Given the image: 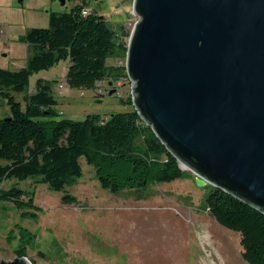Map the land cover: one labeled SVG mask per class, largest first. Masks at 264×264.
<instances>
[{
  "label": "rangeland",
  "instance_id": "rangeland-1",
  "mask_svg": "<svg viewBox=\"0 0 264 264\" xmlns=\"http://www.w3.org/2000/svg\"><path fill=\"white\" fill-rule=\"evenodd\" d=\"M132 3L92 0L89 9L105 17L114 29L123 25L130 33L138 20ZM72 5L70 1L61 4V0H0V24L9 35L20 36L31 28H47L51 12H67ZM19 38L17 43H0V69L16 71L26 66L31 47L26 49ZM108 62L115 64V60ZM67 67L68 61H60L33 74L29 92L37 79L55 78L56 109L73 120L133 108L122 102L131 96L129 80L98 82L90 90L71 89L64 83ZM104 88L105 95L98 93ZM111 89L115 90L113 95H109ZM14 98L24 106L22 94H14ZM9 113L2 100L0 118ZM79 163L82 176L66 189L77 198L74 204H62V192L32 179L0 184L5 190L15 186L33 191L34 205L40 208L37 217L30 218L11 202L0 200V261L25 257L30 264H247L240 255L239 234L217 224L203 207L213 186L199 185L197 177L183 165L178 163L184 172L182 179L112 194L99 185L94 168L83 157ZM20 228L30 232L33 240L20 242Z\"/></svg>",
  "mask_w": 264,
  "mask_h": 264
},
{
  "label": "water",
  "instance_id": "water-1",
  "mask_svg": "<svg viewBox=\"0 0 264 264\" xmlns=\"http://www.w3.org/2000/svg\"><path fill=\"white\" fill-rule=\"evenodd\" d=\"M132 13L134 111L199 185L264 214V0H133Z\"/></svg>",
  "mask_w": 264,
  "mask_h": 264
},
{
  "label": "trees",
  "instance_id": "trees-1",
  "mask_svg": "<svg viewBox=\"0 0 264 264\" xmlns=\"http://www.w3.org/2000/svg\"><path fill=\"white\" fill-rule=\"evenodd\" d=\"M63 1L72 2L69 11L51 12L47 28H31L21 38L31 47L26 66L0 69V102L5 100L10 112L0 118V184L32 179L62 192V204H74L77 198L66 189L82 176V157L94 168L99 185L112 194L182 179L184 172L176 159L133 108L73 120L56 109L53 80L37 79L29 92L30 77L60 61H68L64 81L71 89L90 90L98 82L116 83L127 76L125 67L116 65L127 50L129 33L124 26L114 29L95 9L83 15L92 0ZM14 94H22L24 106ZM122 102L132 105L130 96ZM0 200L11 202L30 218L40 210L34 205L33 191L15 186L0 188ZM203 207L217 224L239 234L245 263L264 264V214L215 187ZM19 240L28 243L33 235L20 228Z\"/></svg>",
  "mask_w": 264,
  "mask_h": 264
},
{
  "label": "crops",
  "instance_id": "crops-1",
  "mask_svg": "<svg viewBox=\"0 0 264 264\" xmlns=\"http://www.w3.org/2000/svg\"><path fill=\"white\" fill-rule=\"evenodd\" d=\"M2 23H4V22H2ZM2 25H4V24H2ZM1 24H0V27H1V30H2V33H1V35H0V43L1 42H6V41H11V43L10 44H12V43H17V37L19 38V42L22 44V45H24L25 47H26V49H28L30 46L28 45V44H26V43H24V42H22L21 41V38L24 36V34L23 35H20V36H17V35H9L8 33H7V28L5 27V25H4V27L2 26ZM29 50H30V48H29ZM30 54H31V51H30ZM55 78H52V79H50V80H54ZM64 83H65V81H64ZM66 84V83H65Z\"/></svg>",
  "mask_w": 264,
  "mask_h": 264
},
{
  "label": "built area",
  "instance_id": "built-area-1",
  "mask_svg": "<svg viewBox=\"0 0 264 264\" xmlns=\"http://www.w3.org/2000/svg\"><path fill=\"white\" fill-rule=\"evenodd\" d=\"M89 12V8H84L83 10H82V14L83 15H85V14H87ZM134 26V25H133ZM133 28V27H132ZM124 30H125V28H124ZM125 32L126 33H129V32H127L126 30H125ZM1 33H2V30H1V27H0V35H1ZM130 34V33H129ZM129 37V36H128ZM116 65L117 66H124L125 67V59L124 60H117L116 61ZM123 80H128V77L126 76L125 78H122ZM98 93H100L101 95H105L106 93H107V90L104 88V89H101V90H99V92ZM207 211V210H206Z\"/></svg>",
  "mask_w": 264,
  "mask_h": 264
},
{
  "label": "bare ground",
  "instance_id": "bare-ground-1",
  "mask_svg": "<svg viewBox=\"0 0 264 264\" xmlns=\"http://www.w3.org/2000/svg\"><path fill=\"white\" fill-rule=\"evenodd\" d=\"M204 238H206V236H205V235L202 237V240H203Z\"/></svg>",
  "mask_w": 264,
  "mask_h": 264
}]
</instances>
